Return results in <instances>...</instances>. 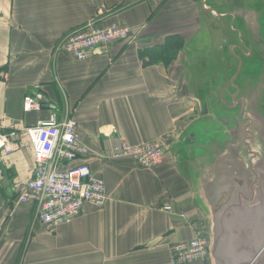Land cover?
Returning <instances> with one entry per match:
<instances>
[{"label": "crops", "instance_id": "1", "mask_svg": "<svg viewBox=\"0 0 264 264\" xmlns=\"http://www.w3.org/2000/svg\"><path fill=\"white\" fill-rule=\"evenodd\" d=\"M89 23L140 32L78 61L60 45ZM166 44L180 45L169 65L144 64L142 51ZM28 94L43 95L41 110H24ZM53 115L77 121L90 152L74 164L105 180L107 202L58 226L36 221L35 206L16 201L36 171L32 145L1 148L0 264H173V246L196 230L215 254L184 264H239L259 246L220 236L218 225L248 212L249 229L261 227L264 0H0V126ZM152 140L165 147L156 170L113 158L123 141Z\"/></svg>", "mask_w": 264, "mask_h": 264}, {"label": "built area", "instance_id": "2", "mask_svg": "<svg viewBox=\"0 0 264 264\" xmlns=\"http://www.w3.org/2000/svg\"><path fill=\"white\" fill-rule=\"evenodd\" d=\"M135 37L136 34L132 36V29L128 26L102 28L89 23L65 38L60 46L67 55L85 61L97 50L107 51L112 44L132 41ZM42 105V94H28L24 98L26 112L41 110ZM22 139L30 141L37 165L33 178L18 194L16 201L18 204H33L36 221L58 226L80 216L87 203L96 206L106 204L105 180L95 175L88 162L74 164L79 157L90 152L80 137L74 118L59 120L53 115L33 126L13 127L5 133L0 129V149L6 147L9 152L18 150ZM164 148L160 140L141 144L123 141L114 151L113 158H130L141 168L156 170L164 161ZM163 210L174 211L172 205H165ZM209 247V239L204 232L196 230L191 240L173 246L172 263L206 260L210 255Z\"/></svg>", "mask_w": 264, "mask_h": 264}, {"label": "water", "instance_id": "3", "mask_svg": "<svg viewBox=\"0 0 264 264\" xmlns=\"http://www.w3.org/2000/svg\"><path fill=\"white\" fill-rule=\"evenodd\" d=\"M249 199L252 200V197L249 198L246 196L245 201ZM259 210H261V212L256 215L261 221V227L254 230L249 229L248 220H251L252 215L248 212L226 214L219 222L218 233H220V236H228V238H232L237 242H246V239L254 238L255 242L259 243V246L251 253L247 254L246 258L239 264H264V205L260 206ZM239 251L242 252V248H240ZM214 254V247L212 243H210V255L214 256Z\"/></svg>", "mask_w": 264, "mask_h": 264}, {"label": "rangeland", "instance_id": "4", "mask_svg": "<svg viewBox=\"0 0 264 264\" xmlns=\"http://www.w3.org/2000/svg\"><path fill=\"white\" fill-rule=\"evenodd\" d=\"M113 25H121V24H112L110 26ZM110 26H101L102 28H106V27H110ZM122 26H126V25H122ZM140 32V31H139ZM117 43V42H116ZM114 45V44H112ZM161 46L157 47L156 49L160 48ZM175 51H178V48L175 49ZM176 55V53H175ZM197 63H198V68H197V72L200 71L201 69L205 68V59L204 57H200L197 59ZM233 69V74L236 73V68L235 67H230L228 70ZM205 76L206 74L204 73L203 76L199 79V84L201 85V87L203 88L204 83H205ZM249 118H246L245 121V139H244V151H243V157L245 162L248 164L247 168H251L252 165V159H253V139H252V128L249 125Z\"/></svg>", "mask_w": 264, "mask_h": 264}, {"label": "trees", "instance_id": "5", "mask_svg": "<svg viewBox=\"0 0 264 264\" xmlns=\"http://www.w3.org/2000/svg\"><path fill=\"white\" fill-rule=\"evenodd\" d=\"M179 47L180 45L171 47V45L166 44L158 49L152 48L147 51H142L141 56L146 65H152L158 62H164L166 65H169L175 59V53L177 52L175 49Z\"/></svg>", "mask_w": 264, "mask_h": 264}]
</instances>
